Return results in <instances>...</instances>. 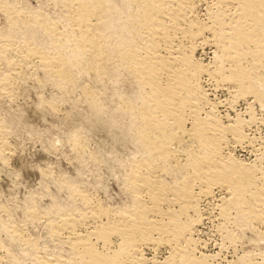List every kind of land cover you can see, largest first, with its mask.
I'll use <instances>...</instances> for the list:
<instances>
[{
	"label": "bare ground",
	"instance_id": "obj_1",
	"mask_svg": "<svg viewBox=\"0 0 264 264\" xmlns=\"http://www.w3.org/2000/svg\"><path fill=\"white\" fill-rule=\"evenodd\" d=\"M30 1L0 0V96L52 86L89 176L0 203V264H264V0Z\"/></svg>",
	"mask_w": 264,
	"mask_h": 264
},
{
	"label": "rangeland",
	"instance_id": "obj_2",
	"mask_svg": "<svg viewBox=\"0 0 264 264\" xmlns=\"http://www.w3.org/2000/svg\"><path fill=\"white\" fill-rule=\"evenodd\" d=\"M35 3L36 0L30 1L32 5ZM208 52L209 49L199 52V57H205L206 60L209 57ZM49 86H39L30 79L26 82L19 81L14 90L16 94L13 99L0 96V124L3 129L5 128V141L8 148L6 161L0 157V203L3 205L11 207L14 205L16 208L19 203L33 199L39 201L41 206H45L49 202L48 195H66L65 191L57 188L49 173L53 174V177L58 176V178L72 181L89 176L85 174L86 172L78 175L76 163L70 158L73 154L65 140L71 126L70 122L80 124L81 121L75 116L73 119L76 121L70 118L68 113L71 108L66 102H62L59 112L52 115L48 109V103L58 97L52 95H56L57 91ZM218 97L223 98L224 93L218 92ZM89 134V147L94 148L102 139V133L94 131ZM238 154L241 157L244 156L243 158L247 157L242 152ZM104 172L105 170L102 171ZM103 175L100 178L101 182H98L100 185L98 191L93 189L97 183H93L92 179L84 185L93 193L106 198L107 202H118L117 184L109 177L110 180L107 174ZM39 232H37L38 235ZM203 239L210 244L208 250L211 253L217 252L214 246L216 238L210 231H205Z\"/></svg>",
	"mask_w": 264,
	"mask_h": 264
}]
</instances>
